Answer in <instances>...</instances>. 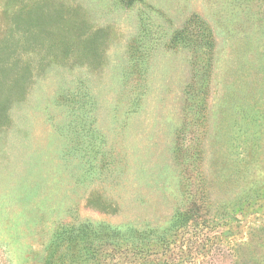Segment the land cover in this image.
<instances>
[{
    "label": "rangeland",
    "instance_id": "1",
    "mask_svg": "<svg viewBox=\"0 0 264 264\" xmlns=\"http://www.w3.org/2000/svg\"><path fill=\"white\" fill-rule=\"evenodd\" d=\"M0 264H264V0H0Z\"/></svg>",
    "mask_w": 264,
    "mask_h": 264
},
{
    "label": "trees",
    "instance_id": "2",
    "mask_svg": "<svg viewBox=\"0 0 264 264\" xmlns=\"http://www.w3.org/2000/svg\"><path fill=\"white\" fill-rule=\"evenodd\" d=\"M195 19H196L195 17L190 18L187 22L186 28L189 27L190 25H193L195 21H197Z\"/></svg>",
    "mask_w": 264,
    "mask_h": 264
}]
</instances>
